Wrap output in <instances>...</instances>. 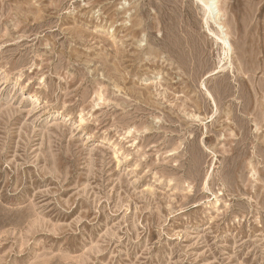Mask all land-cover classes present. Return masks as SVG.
Listing matches in <instances>:
<instances>
[{
  "label": "rangeland",
  "instance_id": "rangeland-1",
  "mask_svg": "<svg viewBox=\"0 0 264 264\" xmlns=\"http://www.w3.org/2000/svg\"><path fill=\"white\" fill-rule=\"evenodd\" d=\"M215 2L228 46L199 0H0V264H264V0Z\"/></svg>",
  "mask_w": 264,
  "mask_h": 264
},
{
  "label": "bare ground",
  "instance_id": "bare-ground-1",
  "mask_svg": "<svg viewBox=\"0 0 264 264\" xmlns=\"http://www.w3.org/2000/svg\"><path fill=\"white\" fill-rule=\"evenodd\" d=\"M201 1L203 7L205 8L206 11V18L205 20H207V23L209 20L216 22V15H215V10L217 9L216 6V0H199ZM209 19V20H208ZM216 25H218L219 28V32H217L216 34L214 33L215 37L217 38L216 40H220L224 45H229L228 41H226V33L224 32V29L222 27V24H218L216 22ZM213 36V35H212ZM225 50V49H224Z\"/></svg>",
  "mask_w": 264,
  "mask_h": 264
}]
</instances>
